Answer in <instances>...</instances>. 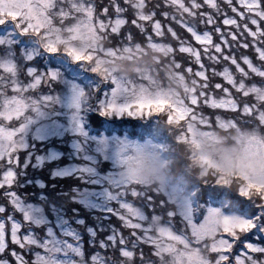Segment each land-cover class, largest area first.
I'll return each instance as SVG.
<instances>
[{
  "label": "snow or ice",
  "instance_id": "6c2138e0",
  "mask_svg": "<svg viewBox=\"0 0 264 264\" xmlns=\"http://www.w3.org/2000/svg\"><path fill=\"white\" fill-rule=\"evenodd\" d=\"M149 56L133 76L118 63ZM70 91L68 107L81 120L80 101L95 94L108 134H127L115 142L117 168L131 138L162 113L169 123L227 127L243 119L264 128V0H0V264H64L79 247L75 233L57 244L32 231L7 183L33 163L43 167L42 157H31L34 146H23L25 126L60 123L57 109ZM246 152L235 164L243 180L237 192L206 183L198 202L179 209L125 186L118 172L103 181L93 195L119 227L99 241L112 255L98 264H264V137L252 136ZM200 163L218 167L206 157ZM90 174L81 166L73 178ZM89 232L95 240L96 229Z\"/></svg>",
  "mask_w": 264,
  "mask_h": 264
},
{
  "label": "rangeland",
  "instance_id": "374dc122",
  "mask_svg": "<svg viewBox=\"0 0 264 264\" xmlns=\"http://www.w3.org/2000/svg\"><path fill=\"white\" fill-rule=\"evenodd\" d=\"M139 61L132 62L131 65L133 68ZM72 94V91H70L67 95H65L61 102L62 107L57 109L63 113L60 123L41 124L39 127H35V122L29 121V123L25 126L27 129L26 139L28 136H32L33 139L37 140H44L51 137L63 139L65 135L73 136L77 132L78 127H80L84 115L81 120L80 116L78 114H74L73 110L68 107ZM91 96L92 94L88 97H84L82 101H80L83 106L85 104L91 103ZM96 104L97 101L94 103L92 108L100 115L95 107ZM74 115L76 117L75 119H73ZM102 117L108 119L107 117ZM143 122L148 124V120H144ZM158 122L160 124L165 123L173 125V127L177 124L176 122L169 123L166 114L162 113L158 117L152 119L149 129H154ZM189 125H191V131L189 130ZM201 125H206L209 127L207 124L201 123ZM217 126L223 133L221 137H219L217 131H213L211 128L201 130L198 128V125L196 122H194V120H191L190 118L185 119V124H183V127H181V131L174 138L175 147H170L169 145L164 144V140L161 138L159 133L154 131L150 132L149 137L143 138L141 141L148 140L150 143L156 144L159 149L158 158L152 157L150 150L143 151L140 147L139 142L141 141H139V139H131L132 142L124 153V163L120 165L119 168H117L113 159V155L116 150L115 142L118 139H129L126 134L123 137H117L115 134L107 136L106 131L103 130L100 133V137L92 136L93 139H88L89 143L88 140H85V136L82 135L84 140L82 137L81 140L73 139L70 141L69 145L70 147L72 146L73 149L77 150H79L81 144L86 145V150L81 152V158L88 160V162L90 161L91 163L85 166L81 164L78 166L67 167L60 171L59 175L63 176L75 173L77 168H80L81 166L86 168L90 167V183L91 185L95 184L100 188L83 189L80 200L88 209L93 208L99 213H102L101 209L105 206V204L101 197L93 195V193L99 192L102 188H104L105 185L103 184V181L108 180L116 172L123 176L125 180V186L136 185L141 189H148L147 187L152 188V192L158 194L159 199L165 200L169 207L179 209V207L182 205L198 202L197 189H193L188 182L179 184V181L185 179V177H176V180L172 181V178L175 176L173 171L168 169V163H166L164 160V155L166 154L164 147H169L174 153V151H178V149L185 143H191V145L188 146L193 145L197 150V154L195 153V150H192V148H190V154L192 155V158H190L191 155L189 156V154H186L188 166L190 169H193L191 172H189L190 175L193 176L197 181H199V179H203L204 184L207 183L208 185H214L217 181H222L220 184V189L226 187L228 190L235 193L238 191L240 184L243 183V180L239 175L240 170L235 167V164L246 157L248 141L252 136L256 135L259 137H264V128H258L257 126L253 127L252 129L245 127L240 128L238 125H236V123L234 126L232 124H229L227 127L221 126L220 124H217ZM27 145L28 144L26 142L23 146L27 147ZM20 146L21 145L17 144V147ZM140 153L146 154L149 160L154 165H156L157 176L161 181L159 185L148 186L129 179V176L134 174L139 167L137 156ZM60 154V152L50 150L47 153V157L48 159H55L58 158ZM201 157H206L207 159L214 162V164L218 167H208L206 165H202L200 163ZM103 162L108 163V166H104ZM3 167L4 166H0L1 169ZM9 171L12 170L9 169ZM197 171H199V177L196 176ZM4 178L7 179L6 173H4ZM11 180L12 179H7V182L10 183ZM223 181H227V183L225 184ZM2 182H4V179H2ZM24 216L25 218H29L31 221H33L35 225H47V228L44 229L43 234L38 231H34L33 229L32 231L42 238L47 233V235L50 236L57 244L65 243L63 236L71 237L73 233H75V240L79 241V247L76 248L74 252H68L67 255L62 257L64 264H94V262L98 264V258L101 261L103 260L105 255L102 254V251L98 252L99 248L95 249L97 251L93 252L95 255L91 253V261L85 258L78 233L71 227H67L64 220L60 217L56 218L53 223H50L49 220H46V218L41 214L39 208L37 207H29L28 210L25 209ZM107 223L108 221L106 220V224ZM110 227L111 225L100 227L99 229L103 228L105 230L106 228ZM117 227H119V225ZM91 245L93 244L91 243ZM77 256H79L78 260ZM38 259L42 260L43 257H38Z\"/></svg>",
  "mask_w": 264,
  "mask_h": 264
},
{
  "label": "trees",
  "instance_id": "16d2710c",
  "mask_svg": "<svg viewBox=\"0 0 264 264\" xmlns=\"http://www.w3.org/2000/svg\"><path fill=\"white\" fill-rule=\"evenodd\" d=\"M176 30L178 32L180 31L178 27L176 28ZM137 64L142 65V60H140ZM130 66L133 68L132 65ZM90 100V106H92L96 101L95 94H92ZM86 110V119H83V124L78 127L77 132L73 136L65 135L63 139H60L58 137H51L44 140H37L33 139L32 136H28L27 144H31L34 146L32 149H30L31 157L33 161H35L36 157L38 156L42 157L45 161L43 163V167H37L35 166V163H33V165H29L26 170L20 171L18 173V178H16L15 181L12 179L10 183H7H14L15 192L19 194L16 199L11 200V203L14 204L15 208L18 210V213L22 212L24 214L25 209L28 210L29 207H37L39 208L41 214L46 218V220L48 219L50 223H53L56 218L60 217L78 233L80 239L83 242L84 249L86 250V255L89 252L93 253L97 251L95 249L99 248L98 252L102 251V254L106 256L112 255V253L103 252V250L99 246V241L108 235V229L106 228V230L101 231L99 228L110 226L113 224L118 226L119 221L113 218L111 221L107 220L108 223L106 224V220L104 219L103 214L99 213L93 208L88 209L80 200L83 189H99L100 187L95 184L91 185L89 175L82 176L79 179L73 178V173L63 176L59 175V172L67 167L78 166L81 164L85 166L89 164L88 160L81 158V152H79L77 149H73L72 146L70 147L69 143L71 140H81L82 135L88 138V134L90 135L92 132L99 133L104 129L106 131L108 127L106 123L101 124L102 121L106 120L105 118L100 116L97 112L90 110L88 107L86 108ZM226 119L231 118L228 117ZM198 121L199 120H195L194 122ZM182 123L178 125L176 124L175 127H183L184 123ZM199 123L200 122H198V124ZM236 123L240 128L245 127L249 129H251L254 124L251 121H244L243 119L239 120ZM210 127L214 129L215 123L211 124ZM152 130H155L157 133H159L161 135V138L164 139L170 147H175L174 138L178 134V129L169 124H160L158 122L157 126ZM148 131H150V129H146L143 135L138 138L142 139L148 136ZM82 139L84 140V137H82ZM188 145H191V143H185L183 145L184 147L182 146L178 149V151H174V153L172 152L170 157L166 156V159L169 162V169L173 171L175 176L172 179L176 180V177H185V179H183L182 181L184 183L188 182L193 189H197V197H199V194L205 184L203 179H199V181H197L189 173L193 169H189L188 167L186 154H190V148H192L193 146ZM50 150L60 152L61 154L58 158L48 159L47 153ZM190 158H192V156ZM21 160H24L23 156H21ZM103 165L107 166L108 164L103 163ZM54 173L56 174L55 176ZM2 183V179H0V184ZM147 188L148 189L143 190L149 193H153L152 188ZM220 190L231 192L226 188ZM72 193H75V196H72ZM74 199L76 200V202H73ZM17 200L19 202H17ZM0 203H3V200H0ZM79 221H83V223L81 224ZM178 221L179 218H177V226L180 227ZM33 224L35 223L33 222ZM46 228L47 225L39 224L38 226L33 228V230L43 234V231ZM89 229H96V232L94 233L95 240L93 239V235H90ZM125 234H127V230H125ZM90 237H92V240L90 239ZM91 243L93 245L95 244V246L91 245ZM145 251L147 252V248L145 249Z\"/></svg>",
  "mask_w": 264,
  "mask_h": 264
},
{
  "label": "clouds",
  "instance_id": "9594fccd",
  "mask_svg": "<svg viewBox=\"0 0 264 264\" xmlns=\"http://www.w3.org/2000/svg\"><path fill=\"white\" fill-rule=\"evenodd\" d=\"M143 64H151L152 60L149 57H144L142 60ZM122 68L124 69L123 74L127 76H133L134 72L132 71V67L130 66L132 62L128 60L119 61L118 62ZM139 167L136 172L129 176V179L135 180L136 182L148 186L159 185L161 181L158 179L156 165H154L146 154L140 153L137 156ZM196 176L199 177V171L196 172Z\"/></svg>",
  "mask_w": 264,
  "mask_h": 264
},
{
  "label": "bare ground",
  "instance_id": "6f19581e",
  "mask_svg": "<svg viewBox=\"0 0 264 264\" xmlns=\"http://www.w3.org/2000/svg\"><path fill=\"white\" fill-rule=\"evenodd\" d=\"M140 147L143 151L150 150L152 157L154 158L159 157V149L156 144H152L148 140H144L140 143Z\"/></svg>",
  "mask_w": 264,
  "mask_h": 264
}]
</instances>
